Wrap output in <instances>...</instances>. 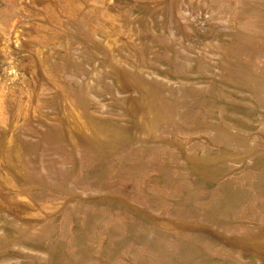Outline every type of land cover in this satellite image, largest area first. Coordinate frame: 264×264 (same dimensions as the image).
I'll list each match as a JSON object with an SVG mask.
<instances>
[{"label":"rangeland","instance_id":"374dc122","mask_svg":"<svg viewBox=\"0 0 264 264\" xmlns=\"http://www.w3.org/2000/svg\"><path fill=\"white\" fill-rule=\"evenodd\" d=\"M0 264H264V0H0Z\"/></svg>","mask_w":264,"mask_h":264}]
</instances>
